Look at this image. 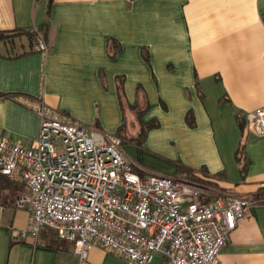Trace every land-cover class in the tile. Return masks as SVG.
<instances>
[{"label":"crops","instance_id":"0c3cea01","mask_svg":"<svg viewBox=\"0 0 264 264\" xmlns=\"http://www.w3.org/2000/svg\"><path fill=\"white\" fill-rule=\"evenodd\" d=\"M50 1L45 53L9 59L0 45V136L33 145L39 118L32 104L41 101L109 142L122 122L115 78L123 77L129 104L141 85L151 106L143 121L155 119L159 127L141 146H121L124 155L141 177H180L181 162L204 181L201 167L217 175L212 181L226 191L221 196L260 195L215 264H264V136L243 119L250 160L243 179L234 160L241 139L236 116L264 107V0H0V32L40 27ZM108 37L120 46L112 58ZM27 46L16 37L17 52ZM188 111L194 127L186 124ZM126 119L127 136L135 137L136 119L130 113ZM201 188L205 197L215 195ZM21 196H28L24 185L0 176V264H129L99 247L80 262L71 243L49 245L41 231L36 240L13 239L31 220L30 208L16 206ZM150 264L164 261L156 255Z\"/></svg>","mask_w":264,"mask_h":264},{"label":"built area","instance_id":"2783aa9c","mask_svg":"<svg viewBox=\"0 0 264 264\" xmlns=\"http://www.w3.org/2000/svg\"><path fill=\"white\" fill-rule=\"evenodd\" d=\"M41 53L47 46L38 40ZM31 146L0 136V176L24 185L16 201L31 220L12 238L36 240L42 228L73 246L80 262L99 247L129 264H215L228 234L256 201L225 194L202 204L203 189L182 177L149 174L111 141L41 101ZM249 130L264 136V107L244 115Z\"/></svg>","mask_w":264,"mask_h":264},{"label":"trees","instance_id":"16d2710c","mask_svg":"<svg viewBox=\"0 0 264 264\" xmlns=\"http://www.w3.org/2000/svg\"><path fill=\"white\" fill-rule=\"evenodd\" d=\"M50 9H51V1L48 3L46 19L44 23L40 27L34 30L20 31V32L17 31L11 34L0 32V45L4 48L5 51L4 52L5 55L2 57L10 59V58L22 57L31 54L35 50H37L36 47L38 45V40H41L46 46H48V35L50 30V23H49ZM16 37L18 38L25 37V39L27 40L28 46L25 51L22 50V52H17V50L15 49ZM106 41H107V46H111L112 48V52L109 55V57L112 58L115 56V53L120 49L119 43L114 38L111 37H108ZM142 55L144 61L147 64H149V57L146 49L143 50ZM98 77L102 87L105 89L104 74L101 70L98 71ZM115 82H116L117 96L122 112V122L121 125L117 128L116 132L113 134V138L119 142L120 147L126 144L141 146L146 138L147 133L152 129L158 128L159 123L155 119L143 121V116L149 111L151 106L148 103L147 97L141 85L136 86L134 103L129 104L125 101V97L122 90L123 77L117 76L115 78ZM196 87H197V91L199 92L197 80H196ZM129 113L135 117L137 122L138 130L135 137L127 136L128 129H127L126 116ZM235 119L241 131V139L239 141L236 151L234 152V160L238 167L240 176L243 179L246 174L247 168L250 164V160L248 159L245 152L246 138H245V124L243 123V121L245 122V120L239 115L236 116ZM185 121L188 126L194 127V119L191 111H188L186 113ZM199 172L202 173V175L206 177L208 180L204 181L203 179L196 177L195 176L196 172L194 170L184 166L181 162H178V175H180V177L184 178L188 182L198 185L199 187L210 189L215 193V195H211V197H207V196L205 197L206 194H203L205 199L202 200L201 202L202 204L210 203L215 199L219 198L223 192H226L224 189L219 187L217 183L212 181V178H215L217 175H209L205 167H201L199 169ZM260 198L261 196L257 195L255 196L254 201L261 202ZM41 234L44 236L45 241L49 245H57L60 242H62V240L59 239L55 234V232H53L51 229L42 228Z\"/></svg>","mask_w":264,"mask_h":264}]
</instances>
